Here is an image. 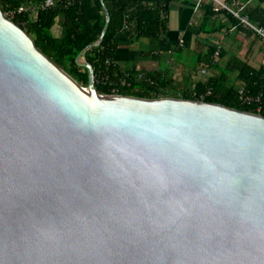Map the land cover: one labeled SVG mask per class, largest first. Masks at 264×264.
Instances as JSON below:
<instances>
[{"label":"water","instance_id":"95a60500","mask_svg":"<svg viewBox=\"0 0 264 264\" xmlns=\"http://www.w3.org/2000/svg\"><path fill=\"white\" fill-rule=\"evenodd\" d=\"M107 26L83 85L0 6V264H264V115L98 92Z\"/></svg>","mask_w":264,"mask_h":264},{"label":"trees","instance_id":"16d2710c","mask_svg":"<svg viewBox=\"0 0 264 264\" xmlns=\"http://www.w3.org/2000/svg\"><path fill=\"white\" fill-rule=\"evenodd\" d=\"M170 1L59 0L54 6L42 8L45 0H0V6L7 14L14 11L12 19L25 28L36 46L83 85L88 83L89 71L76 63V57L88 44L99 39L107 23L101 43L85 52L86 60L93 67L95 84L100 93H113L115 85L117 92L124 95L203 99L264 115V62L256 68L233 55L219 74L198 81L193 86L179 87L165 70L123 69L115 61L121 39L126 38L132 43L141 38L159 40L164 35L168 27ZM263 1L256 0L255 5L245 7L244 13L264 25ZM103 3L109 10L108 22ZM22 6L38 9L34 14L30 11L18 12ZM201 8L208 15L214 12L212 2L202 4ZM213 55L212 49L203 60L212 64ZM139 72H143L145 77L139 78ZM121 77H125V84L118 81ZM221 77H225V81ZM235 80L241 82L247 93L261 95V111H257V103L248 105L241 101ZM207 90H211V93L202 98L201 94Z\"/></svg>","mask_w":264,"mask_h":264},{"label":"crops","instance_id":"0c3cea01","mask_svg":"<svg viewBox=\"0 0 264 264\" xmlns=\"http://www.w3.org/2000/svg\"><path fill=\"white\" fill-rule=\"evenodd\" d=\"M196 1L171 0L164 35L159 40L141 38L132 43L121 39L115 61L123 69L165 70L179 87L193 86L219 74L233 55L260 67L264 62L263 39L225 10H213L208 15L201 6L196 9ZM240 1L246 7L257 3L256 0ZM210 2L204 0L203 4ZM261 6L264 9V1ZM212 49L213 61L208 64L203 59ZM236 85L241 86V82L237 81Z\"/></svg>","mask_w":264,"mask_h":264},{"label":"built area","instance_id":"2783aa9c","mask_svg":"<svg viewBox=\"0 0 264 264\" xmlns=\"http://www.w3.org/2000/svg\"><path fill=\"white\" fill-rule=\"evenodd\" d=\"M59 0H45L44 4L42 5V8H48L51 6H54ZM204 0H197L195 8H199L202 6ZM213 3V10L219 11V10H225L232 14L234 17H236L241 24L244 26L252 29L258 36H260L264 41V25L259 24L256 21L252 20L246 13H244L246 4L241 2L240 0H210ZM37 7L33 6H22L18 9V12H31L32 14L36 13ZM7 14V13H6ZM14 11H11L7 14L8 17L12 18L14 16ZM202 72H205V69L202 70ZM139 78H144L145 74L143 72L138 73ZM120 83L125 84L126 79L125 77H121L118 80ZM117 87L113 86V93L111 94H120L117 92ZM211 90H207L206 93L201 94V97L203 98L204 95L210 94ZM238 93L241 101L245 104L252 105L254 103H257V111H261L263 109V105L260 100L261 95H253L246 92V89L244 86L238 87ZM203 100V99H202ZM258 113V112H257Z\"/></svg>","mask_w":264,"mask_h":264},{"label":"rangeland","instance_id":"374dc122","mask_svg":"<svg viewBox=\"0 0 264 264\" xmlns=\"http://www.w3.org/2000/svg\"><path fill=\"white\" fill-rule=\"evenodd\" d=\"M235 84H237V81L235 80Z\"/></svg>","mask_w":264,"mask_h":264}]
</instances>
